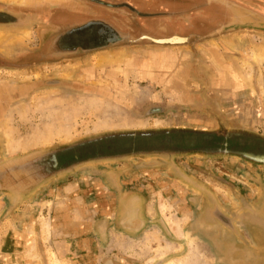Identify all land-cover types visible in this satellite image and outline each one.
Wrapping results in <instances>:
<instances>
[{"label":"rangeland","instance_id":"374dc122","mask_svg":"<svg viewBox=\"0 0 264 264\" xmlns=\"http://www.w3.org/2000/svg\"><path fill=\"white\" fill-rule=\"evenodd\" d=\"M186 1L184 27L175 33L202 37L182 45L192 57L195 88L188 101L179 96L163 112L150 113L142 92L124 78L107 86L105 71L90 69L102 50L62 61H5L39 54L45 27L21 11L13 12L16 25H0V167L81 143L61 151L55 172L43 180L0 188V264H264L262 163L229 154L185 153L59 170L91 157L138 151L263 153L264 138L229 131L264 137V89L258 84L264 65L251 56L264 51V29L230 26L232 4L264 17V0L208 1L212 6ZM173 6L161 3L155 15L180 12L181 4ZM166 18L160 21L174 29ZM127 22L115 11L102 30L110 28L113 43L122 42L119 28ZM138 46L106 48L116 53ZM222 60L229 68L221 67ZM248 75L253 90L244 83ZM95 76L102 86L90 84ZM157 119L168 125H156ZM139 120L145 126H126ZM146 130L160 132L82 143L99 135ZM176 131L206 133L216 144L187 145L189 139L197 143L194 134H170ZM223 139H232L233 147L217 145ZM227 216L232 227L216 218Z\"/></svg>","mask_w":264,"mask_h":264},{"label":"flooded vegetation","instance_id":"af4514ba","mask_svg":"<svg viewBox=\"0 0 264 264\" xmlns=\"http://www.w3.org/2000/svg\"><path fill=\"white\" fill-rule=\"evenodd\" d=\"M174 1V3L172 2ZM197 4L202 2L209 4L210 0H196ZM76 9L75 13L66 12V8L57 6L54 8H43V11L38 10L32 12L35 20H40V25L45 27L44 31L41 33L42 38V49L39 54H32L26 56H16L13 59L6 60L8 62H13L17 58L25 60H41V61H58L67 59H78L90 55L91 52L97 51L101 47H110L114 45L111 35L107 31L104 32L102 28L111 23V19L114 16V12H118L120 15H124L130 25L125 24L128 28L124 33L134 31V28L146 26L150 28L148 33H157L154 37L149 34H132L128 36L127 39H122V42H117L115 45H137L140 41L145 39L147 42H153L155 39H162L173 37L176 35L183 36L185 41L181 44L187 45L188 43L196 42L202 37L195 36L194 38L190 36H185L182 34H176V29H182L184 27L181 25V20L185 17L186 9L183 5L186 4V0H75ZM161 3H168L169 7L177 6V3L181 4L180 12L174 11L165 16L155 15L157 7ZM213 3V2H212ZM212 6V4H209ZM173 6V7H174ZM218 6V5H216ZM198 9V8H197ZM202 11V7L199 8ZM218 9V8H217ZM36 10V9H34ZM220 10V9H218ZM21 12L29 13V10L23 9ZM145 12L147 14H153L152 16H144ZM220 13V11H216ZM132 13V16L129 14ZM179 13V14H176ZM170 18L172 20L174 29L172 33L168 35V27L166 22L160 21L161 18ZM166 18V19H167ZM124 19V17L122 18ZM152 20H158L152 21ZM13 14H10L7 10L0 13V25H13L14 24ZM123 21V20H122ZM121 21V22H122ZM101 27L99 34L96 31ZM201 27V25H200ZM107 29V27L105 28ZM141 29V28H140ZM111 33V32H110ZM127 35V34H125ZM124 35V36H125ZM129 35V34H128ZM36 57V58H35ZM0 57V61H1ZM192 136V135H189ZM196 137V136H195ZM189 139V138H187ZM197 143L193 140L185 142L187 145L191 146H208L215 145L213 138L208 136H198L196 137ZM200 142V143H199ZM225 143L228 147H233L232 139L224 140L222 143H217L219 146H224ZM250 150V149H248ZM251 151V150H250ZM255 152V151H254ZM259 155H264L261 151H256ZM63 157V156H62ZM63 159V158H61Z\"/></svg>","mask_w":264,"mask_h":264},{"label":"crops","instance_id":"0c3cea01","mask_svg":"<svg viewBox=\"0 0 264 264\" xmlns=\"http://www.w3.org/2000/svg\"><path fill=\"white\" fill-rule=\"evenodd\" d=\"M57 6L64 7V9L66 8V12L75 13L76 2L75 0H0V13L2 10L4 11L7 9L10 14H13V12L25 9L29 10L30 14H32V12L34 13V11L40 9L43 11V8L48 9V7L54 8ZM13 22L14 25L18 23L15 22V20ZM119 29L121 30V34H127L124 36V39H127L128 36L132 34H139L140 32L145 35L149 34L146 26L134 28L135 32L130 31L124 33L128 28L123 26ZM171 32L172 30L169 29L168 35L171 34ZM156 34L157 33H150L149 35L158 37ZM162 39L166 40L167 38ZM181 43L182 42L160 44L154 41L147 42L143 39L137 44L139 45L137 48L126 49V51L108 53L107 48H99L97 51L102 50L103 53L101 51L96 55L97 59L94 64H91L90 69H95L96 73L102 70L103 72L105 71L107 77L106 82H108L105 84L107 86L118 82L119 79L121 81L123 80L122 78H124L128 86L132 85L133 87H137L142 92L141 99L143 100L141 101L149 105L148 111L153 112L151 110L156 107H162L163 111H165L168 106L166 104L175 102L179 96L185 95L184 100L188 101L187 94H192L195 88L193 81L194 75L192 74L193 69L192 67L190 69L192 57H189L187 49H185ZM234 45L237 46L236 44ZM220 63L221 67L224 65L229 68L228 63L226 64L223 60ZM95 77L94 80H91L90 84L98 87L102 86L97 80L98 76ZM258 84L260 85L259 80ZM261 88L264 89L262 86ZM145 94H147L146 99H144ZM139 102L138 100V103ZM166 119H157L156 125L167 126L168 124L165 125L167 123ZM157 121L160 123L157 124ZM144 122L145 120L128 122L126 126L138 128L145 126ZM164 122L166 123L164 124ZM175 134L171 133V135Z\"/></svg>","mask_w":264,"mask_h":264},{"label":"water","instance_id":"95a60500","mask_svg":"<svg viewBox=\"0 0 264 264\" xmlns=\"http://www.w3.org/2000/svg\"><path fill=\"white\" fill-rule=\"evenodd\" d=\"M233 11L235 10L239 15L240 18L235 19V15L233 16V23L231 25H235L237 23L245 24L246 26L252 27L253 29H264V17L253 13L244 11L243 9L237 8L235 6H231ZM245 15V16H244ZM110 32H113L110 28H108ZM156 43L165 44V43H175L171 39H155L153 40ZM153 112H160L163 111L162 107H156L152 109ZM151 113V112H150ZM169 131V130H165ZM152 132H160V130H146V131H132L129 133H109L104 135L95 136L89 139L84 140L82 143L87 142H94L98 140H102L103 138H111L113 136H124L125 134L129 135H146ZM230 134H245L248 136H254L259 138H264L255 134L247 133L244 131H229ZM81 143H76L72 145H67L60 149H56L54 151L46 152V153H38L36 155H32L23 161L14 162L12 164L5 165L4 167H0V188H7L8 186H12V184H27V183H37L38 181L43 180L46 175L52 174L55 172V169L59 165L58 154L61 151H67L68 149H72ZM185 153H194V154H202V155H218V154H229V155H236L238 157H242L249 161L262 163L264 164V155L254 154L250 152H243V151H233V150H207V149H191L187 151H175V150H158V151H138L132 152L127 154H120V155H112V156H100V157H91L85 160L73 162L67 166L59 168L61 172L71 171L72 168H76L80 165L86 163H92L96 161H104V160H112V159H122L125 157L130 156H140V155H150V156H174L178 154H185ZM218 209L221 213H223L218 207H215L214 210ZM213 210V214H214ZM224 214V213H223ZM215 215V214H214ZM225 216V215H224ZM219 221L232 227V220L227 216L226 220H223L219 217H216Z\"/></svg>","mask_w":264,"mask_h":264},{"label":"bare ground","instance_id":"6f19581e","mask_svg":"<svg viewBox=\"0 0 264 264\" xmlns=\"http://www.w3.org/2000/svg\"><path fill=\"white\" fill-rule=\"evenodd\" d=\"M233 5V4H232ZM234 15H235V19L240 18V15L234 10L233 11ZM245 16V15H244ZM263 17V16H262ZM167 39H171L172 41H175V42H184L185 41V38L182 37V36H179V35H176V36H173V37H168ZM210 51V50H209ZM213 52V51H212ZM215 52V51H214ZM210 53V52H209ZM213 55V54H212ZM252 59L255 60L256 62H258L259 64L261 65H264V52L262 53H253L252 55ZM221 62V61H220ZM250 68H253L252 65H250ZM254 75V74H253ZM259 81H260V86L264 87V80L262 78V76L259 77ZM244 83L245 85L250 88L251 90L254 89V84H253V81L250 79L249 75L248 77L246 76L245 77V80H244ZM106 123V122H105ZM50 134H53V132H51Z\"/></svg>","mask_w":264,"mask_h":264},{"label":"trees","instance_id":"16d2710c","mask_svg":"<svg viewBox=\"0 0 264 264\" xmlns=\"http://www.w3.org/2000/svg\"><path fill=\"white\" fill-rule=\"evenodd\" d=\"M175 133H178L177 135H182V134H184V133H189V134H194L193 136H196V137H198V136H208V134H206V133H200V132H187V131H176ZM171 134V133H170ZM169 134V135H170ZM176 135V134H175ZM174 136V135H173ZM184 136V135H183ZM173 138V137H172ZM171 138V139H172ZM174 139H177L178 141H182V142H184L185 141V139L184 138H180V137H174Z\"/></svg>","mask_w":264,"mask_h":264}]
</instances>
